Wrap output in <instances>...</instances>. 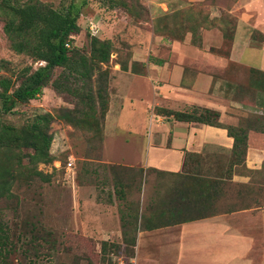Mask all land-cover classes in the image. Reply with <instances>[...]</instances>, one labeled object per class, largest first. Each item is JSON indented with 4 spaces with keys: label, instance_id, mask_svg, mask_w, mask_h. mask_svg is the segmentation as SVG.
<instances>
[{
    "label": "rangeland",
    "instance_id": "obj_1",
    "mask_svg": "<svg viewBox=\"0 0 264 264\" xmlns=\"http://www.w3.org/2000/svg\"><path fill=\"white\" fill-rule=\"evenodd\" d=\"M39 1L62 11L70 2L79 5V31L72 36V45L79 52H89L90 36L111 41L107 74H97L95 70L92 73L93 77L97 74L100 80L106 81L105 92L109 100L108 82L112 65L114 62L126 65L128 45L135 34L129 17L103 8L99 10L97 0ZM110 1L119 4L125 0ZM130 2L135 5L138 17L145 18L142 8L138 10L141 7L139 0ZM112 19L117 23L113 32L108 31V23ZM90 24L95 29L94 34L89 30ZM1 27L0 19V63L6 67L4 72L0 69V73L15 74L25 65L35 68L42 63L9 49ZM60 71L59 67L55 68L52 78ZM80 84L75 83L74 86ZM258 100L264 106L262 93H259ZM75 101L72 95L58 93L47 83L36 98L17 104L12 113L0 115V121L14 126L43 112L53 116L47 129L51 161L37 163V170L48 179L34 178L29 187L18 179L11 186L12 195L19 200L15 205L18 217L37 218L60 242L51 257L45 262L40 259L35 264H115L119 257L123 262L128 260L127 263L131 259L133 264H174V247L178 246V241L174 240L177 236L174 235L176 211L179 210L177 217L182 213L193 217L196 213L213 214L226 209L261 208L264 205V160H248L250 165L258 164L254 170L247 168L244 161L230 167L232 160L229 161V154H222V158L216 160L195 159L176 175L147 170L135 164L127 167L123 164L130 163L107 156L102 142L104 117L98 119L99 134L93 127L86 129L84 123L73 126L56 116L64 107H73ZM253 116L264 119V111L238 114L239 126L245 127L246 120ZM119 124L120 121L114 128L113 154L116 156L125 153V146L118 142V138L134 134L133 127L126 130ZM28 154L29 150H21V161L25 165ZM68 161L71 165L67 164ZM232 170L249 176V179L246 182L233 180ZM14 204L15 200L0 201V209L6 211V219H11L13 213L9 207ZM256 228V235H248L253 239L249 240V246L238 242L241 254L239 251L234 253L236 263L238 255H241L243 260L250 259L249 264H259L264 252V236L259 234L261 228L258 223ZM230 262L227 260L226 264Z\"/></svg>",
    "mask_w": 264,
    "mask_h": 264
},
{
    "label": "crops",
    "instance_id": "obj_2",
    "mask_svg": "<svg viewBox=\"0 0 264 264\" xmlns=\"http://www.w3.org/2000/svg\"><path fill=\"white\" fill-rule=\"evenodd\" d=\"M97 2L99 10L129 17L135 28L125 68L114 62L110 72L102 140L107 156L130 163L123 164L127 167L178 172L186 155L216 160L229 154L232 138L223 126H238L237 115L243 112L264 111L258 100L262 92L244 84L255 74L252 69L264 72V0H139L145 18L138 17L130 0ZM226 21L232 27L228 48L222 37ZM116 26L112 19L108 31ZM176 30L180 37L171 34ZM191 107L216 111L223 126L176 120L156 111L186 112ZM118 121L126 130L133 127L134 134L118 138L125 153L116 156ZM244 158L247 168H258L248 160H264V133L248 129ZM236 173L231 171L233 180L249 179ZM260 207L175 223L174 264H249L241 255L236 263L233 255L241 254L239 243L249 246L253 239L248 235L257 234V223L264 236V205ZM259 264H264V252Z\"/></svg>",
    "mask_w": 264,
    "mask_h": 264
},
{
    "label": "trees",
    "instance_id": "obj_3",
    "mask_svg": "<svg viewBox=\"0 0 264 264\" xmlns=\"http://www.w3.org/2000/svg\"><path fill=\"white\" fill-rule=\"evenodd\" d=\"M79 13V5L71 2L62 11L39 0H0L1 28L9 49L16 54H24L42 62L35 68L25 65L17 69L15 74L0 73V115L12 113L17 104H24L36 98L42 93V88L50 83L58 93L76 98L73 107H64L56 116L69 125L77 126L84 123L86 129L93 127L94 132L100 134L98 119H103L105 115L108 97L105 92L107 83L100 80L101 77L97 74H107L112 44L109 39L90 36L89 52L87 54L79 52V49L72 45V36L79 31L77 23ZM230 25L226 21L222 32L223 45L227 48L231 39ZM184 27L187 26H183V29ZM177 31L171 34L177 37ZM101 65L104 67L101 68ZM57 67L61 71L52 78ZM119 67L124 69L125 65L119 64ZM3 68L6 67L0 63V69L4 72ZM94 70L98 73L93 77ZM252 70L255 74L251 79L246 78L244 84L252 85L264 93V72ZM75 83L81 84L74 86ZM156 111L166 116L170 115L176 120H192L223 126L217 120L218 113L207 108L191 107L186 112L167 109ZM52 119L53 116L49 112H43L19 126L0 121V201L15 200L14 206L9 207L13 213L11 219L14 220L6 219L4 216L6 211L0 209V264H35L40 259H44L45 262L60 243L56 235H50L52 232L37 218L18 217L15 205L19 204V200L11 191L12 184L18 179L22 180L25 187H29L34 178L41 181L48 179L47 175L37 170V163L51 161L48 154L50 135L47 129ZM246 121L245 127L223 126L228 136L232 138L229 150V161L232 160L230 167L244 161L248 129L264 133L263 117L253 116ZM22 149L29 150L26 165L21 161ZM193 161L191 155H186L180 171ZM146 169L174 175L180 172H168L152 167ZM177 213L179 210L174 214V224L210 215L204 212L190 217L182 213L184 215L177 217Z\"/></svg>",
    "mask_w": 264,
    "mask_h": 264
},
{
    "label": "built area",
    "instance_id": "obj_4",
    "mask_svg": "<svg viewBox=\"0 0 264 264\" xmlns=\"http://www.w3.org/2000/svg\"><path fill=\"white\" fill-rule=\"evenodd\" d=\"M89 30L94 34L95 29H94L93 25H91V24L89 25ZM67 164L71 165V162L68 161ZM115 264H127V263L123 262V260L119 257V258H117V261H116ZM128 264H133V261L131 259H129V263Z\"/></svg>",
    "mask_w": 264,
    "mask_h": 264
}]
</instances>
